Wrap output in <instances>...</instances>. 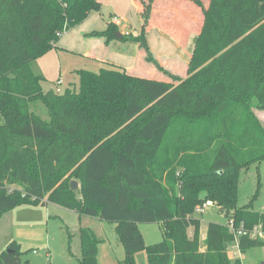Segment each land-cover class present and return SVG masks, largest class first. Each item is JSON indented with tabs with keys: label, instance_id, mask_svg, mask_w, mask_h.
Masks as SVG:
<instances>
[{
	"label": "trees",
	"instance_id": "1",
	"mask_svg": "<svg viewBox=\"0 0 264 264\" xmlns=\"http://www.w3.org/2000/svg\"><path fill=\"white\" fill-rule=\"evenodd\" d=\"M191 1L203 23L185 78L154 57L144 23L120 41L138 45L168 80L107 65L76 71L80 89L60 93L45 90L32 63L101 10L100 0H0V220L22 204H54L117 224L120 264H137L142 250L148 264H232L236 240L241 254L264 247V238L252 237L264 234V213L238 207L242 171L264 161L256 114L264 111V0ZM117 32L109 23L88 38L109 45ZM210 202L246 234L237 239L228 225L209 223L202 242L193 215ZM139 224H161L162 242L147 247ZM65 229L67 264L71 257L98 264L94 232L80 229L78 258ZM21 255L13 241L0 264H21Z\"/></svg>",
	"mask_w": 264,
	"mask_h": 264
},
{
	"label": "rangeland",
	"instance_id": "2",
	"mask_svg": "<svg viewBox=\"0 0 264 264\" xmlns=\"http://www.w3.org/2000/svg\"><path fill=\"white\" fill-rule=\"evenodd\" d=\"M187 1L196 4L191 0ZM101 11H94L93 13L100 14ZM97 24H106L105 18L100 16ZM95 30L102 31L104 29L96 28ZM68 33L69 31L60 39L64 41L63 39L68 37V39L72 40L73 47L62 45L58 50L54 48L32 64L35 72L44 78L43 86L46 89L60 93L72 86L77 90L80 89V79L76 73L77 70L87 69L88 71L99 73L106 66L104 62L85 57L83 52L84 39L82 38L83 35L79 34V31L75 30L70 34ZM124 35L132 36L130 33H124ZM110 50L113 52L119 51L115 46L110 48ZM114 56L124 62L129 59L127 56L117 52ZM46 60H50L51 63H43ZM116 64L120 65L117 62ZM178 77L185 78V76L179 75ZM59 79L63 81L62 86H57ZM256 114L264 124V111L256 110ZM41 115L44 119H48L45 111ZM2 124L3 119L0 113V125ZM245 206H250L255 212L264 213V161L260 164L252 165L249 170L241 173L238 189V207L242 208ZM10 213V230L5 226L3 229L0 228V248L6 242L7 235L11 231L12 236L10 237L21 246V264H67L63 249V246L66 245L65 237H67L65 228H69V232L75 235L72 252L78 258L80 256L78 233L83 228L92 230L99 241L98 264H120L125 260V250L120 241L117 224L102 222L94 217H80L75 212L54 204H22ZM193 217L202 222L205 235L207 234L209 223L226 226L229 220L221 209L214 204H207L204 213L195 212ZM138 229L147 247L158 244L163 240L161 224H139ZM189 232L192 235V232ZM200 239L203 242L202 233ZM228 253L232 264H264V247L252 248L245 254H241L238 245L234 243L230 246ZM135 260L137 264H148L146 250L136 253ZM70 261L72 264H78V261L74 260L73 257L70 258Z\"/></svg>",
	"mask_w": 264,
	"mask_h": 264
},
{
	"label": "crops",
	"instance_id": "3",
	"mask_svg": "<svg viewBox=\"0 0 264 264\" xmlns=\"http://www.w3.org/2000/svg\"><path fill=\"white\" fill-rule=\"evenodd\" d=\"M150 1L151 0H100L102 6L101 13L97 14L92 12L84 23L74 28L76 31H79L81 36L83 35V52L85 53V57L104 62L106 66L110 65L123 68L129 73L140 77L168 80L163 72L147 63L145 58L146 55L139 49L138 45L123 43L120 41L121 38L109 45H107L102 38H88L89 34L98 31L95 30L96 28L104 29L102 31H105L109 23H113V19H119L120 23L116 26L122 35H124V33H130L134 37L141 33L145 23L147 25V42L157 61L173 74L186 77L190 58L194 51V40L198 36L203 23L202 9L187 0H153L150 17L148 18ZM209 1L210 0H202L204 7L209 5ZM100 16L105 18L106 24H97L99 23ZM74 29L70 30L71 32L69 31L68 34L75 31ZM63 40L64 41H61L60 39L58 42L56 46L57 50L62 47V45L67 47L74 46L72 40L68 39V37ZM119 45L121 46L119 47ZM114 46L119 49V51H116L117 53L129 58L128 61L124 62L121 59L115 58L114 55L116 52L110 50V48ZM55 56L57 57V55ZM116 62L121 66L116 64ZM43 63L48 64L51 62L50 60H46ZM32 70L35 74L39 75V73L35 72L33 65ZM59 82L61 84H59ZM62 85L63 81L59 79L57 81V86ZM45 90L49 89L45 88ZM208 204L213 203L210 202ZM4 226L10 230L11 223L9 213L4 215L0 220V228L3 229ZM201 233L204 241L207 234L205 235L203 231V224ZM10 236H12L11 231L10 234L7 235L6 242H4L3 246L0 248V252H3L10 245L13 239Z\"/></svg>",
	"mask_w": 264,
	"mask_h": 264
},
{
	"label": "built area",
	"instance_id": "4",
	"mask_svg": "<svg viewBox=\"0 0 264 264\" xmlns=\"http://www.w3.org/2000/svg\"><path fill=\"white\" fill-rule=\"evenodd\" d=\"M113 23L115 25H119V23H120L119 19H113ZM59 84H61V83L59 82ZM206 206H207V204L205 206L198 207L196 209V212L197 213H204V210H205ZM227 225H228V228L231 231V233H233L236 236L237 239H238L239 236H241L243 234H246V233H243L242 231H238V232L236 231V227H235V224H234L233 220H229ZM257 236H259L261 238H264V234H262L261 232L255 230L254 233L252 234V237H257ZM235 243L238 245V241L237 240H236ZM35 253H37V251H35Z\"/></svg>",
	"mask_w": 264,
	"mask_h": 264
},
{
	"label": "water",
	"instance_id": "5",
	"mask_svg": "<svg viewBox=\"0 0 264 264\" xmlns=\"http://www.w3.org/2000/svg\"><path fill=\"white\" fill-rule=\"evenodd\" d=\"M116 36L118 37V38H122V34L120 33V32H117L116 33ZM71 189L73 190V191H77L78 189H79V184H78V182H76V181H72L71 182Z\"/></svg>",
	"mask_w": 264,
	"mask_h": 264
}]
</instances>
